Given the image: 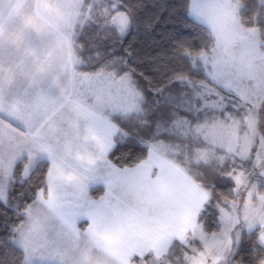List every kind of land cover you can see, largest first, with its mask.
<instances>
[{
	"label": "crops",
	"instance_id": "1",
	"mask_svg": "<svg viewBox=\"0 0 264 264\" xmlns=\"http://www.w3.org/2000/svg\"><path fill=\"white\" fill-rule=\"evenodd\" d=\"M58 6L49 0H0V198H6L20 160L24 178L28 167L49 162L46 189L26 210L13 242L24 251L23 264H53L40 252L83 249L86 239L107 253L87 264H136L146 255H163L173 240L184 241L202 228L197 217L206 191L150 148L134 167L110 161L118 127L110 123L108 131L92 93L75 83V32L56 17ZM146 182L150 187L142 191ZM97 186L104 193L95 198L91 189ZM36 220L40 230L32 233ZM259 242L264 246V230Z\"/></svg>",
	"mask_w": 264,
	"mask_h": 264
},
{
	"label": "trees",
	"instance_id": "2",
	"mask_svg": "<svg viewBox=\"0 0 264 264\" xmlns=\"http://www.w3.org/2000/svg\"><path fill=\"white\" fill-rule=\"evenodd\" d=\"M91 2L90 0H86ZM114 3L116 0H103ZM240 3L239 22L243 27H255L264 41V4L262 0H236ZM118 10L128 18V28L120 33L94 14L86 23L76 28L72 38L73 52L80 58V72L97 74L100 71L113 73L116 77L129 74L136 89L144 99L143 111L137 114L113 115L118 127L114 136L115 146L109 153L110 161L119 168H130L144 161L149 145L158 142L176 144L182 151L167 157L176 161L191 178L206 192L207 199L200 209L197 223L204 232L219 233L222 227L219 207L228 206L236 197L235 180L231 176L234 166L228 157L223 163L216 159L196 163V149H214L215 154L225 155L226 150L214 147L199 138H183L172 126L179 117L189 116L191 124L212 121L215 112H208V119L191 117L184 110L186 86L181 80L206 82L218 89L227 102L221 110L234 112L232 93L213 82L206 74L198 58L214 44L211 30L190 15L191 0H117ZM239 112V117H241ZM171 128V131H170ZM256 153L253 147L243 163H249ZM189 161L187 162V159ZM24 160L14 168L8 185L6 200L0 198V264H23L24 251L13 242L14 229L24 220L25 212L35 201L40 191L46 189L49 170L48 160L38 161L28 177L22 175ZM104 193L102 186L91 189L95 198ZM264 224L248 231L243 229L238 246L229 264H264V246L259 235ZM184 242L173 240L165 258L171 264H188L185 254L188 243L200 248L192 234ZM146 255L144 258L149 257Z\"/></svg>",
	"mask_w": 264,
	"mask_h": 264
},
{
	"label": "rangeland",
	"instance_id": "3",
	"mask_svg": "<svg viewBox=\"0 0 264 264\" xmlns=\"http://www.w3.org/2000/svg\"><path fill=\"white\" fill-rule=\"evenodd\" d=\"M49 1L59 5L55 10L56 17L61 18L63 23H67L66 25L70 24L72 33L73 30L76 33V28L86 23L94 14H98L105 23L115 26L120 33H124L128 28L127 15L118 10L117 0L114 3L90 0L88 4L86 0ZM262 2L264 4V0ZM239 8L240 3L236 0H191V17L207 26L215 39L211 49L201 52L198 58L209 78L232 93L235 110L232 113L226 112L222 118L220 112L227 104L224 95L206 82L184 79L181 80L186 86L187 94L184 110L191 117L203 119H208L206 114L212 111L215 113L210 118H215L194 125L190 123L189 116L179 117L174 122L172 130L180 132L183 138H199L214 147L224 148L227 152L225 155H217L214 149H196L194 155L196 163L209 162L212 159L223 163L230 157L233 161L239 158L240 165L234 166L231 173L235 180L236 197L229 201L227 208L219 207L224 225L222 231L207 233L200 227L196 228L192 235L202 247L188 243L189 251L185 254L188 264H229L240 241L241 231L243 229L250 231L255 226L264 224V41L261 40L257 28H247L240 24ZM72 58L73 66L78 70L81 60L74 52ZM99 73L101 74L88 75L89 73L75 71V83H78L80 88L86 86L87 91L92 93L93 108L102 112L103 120L109 122L108 131L112 133L111 124L114 123L111 117L141 113L144 99L129 74L116 77L113 73L104 71ZM82 76L85 78L81 79ZM239 112L242 114L241 117L238 116ZM104 130L107 131V128L105 127ZM116 133L113 132V135L115 136ZM253 147L256 148L254 157L249 163H243L242 160L250 156ZM149 148L151 152L166 157L168 154L176 156L182 151L180 145L163 142L150 144ZM168 159L191 178L176 161ZM34 167H26L27 171L30 169L26 177ZM108 173L114 176L115 172L108 171ZM145 187L147 189L150 184L144 183L142 191ZM201 193L203 194L202 191ZM6 198L1 199L6 200ZM125 214L131 213L125 212ZM225 214L228 216L227 223L231 226L229 229L226 228ZM38 225L37 220L31 222L32 233L40 230ZM16 228L14 235L17 232ZM93 246L86 239L83 249L80 246V249L73 250V247L69 246L64 254L48 251L40 253L46 258L44 260H49L53 264H79V259L81 264H87L91 259L94 262L107 255L97 245ZM214 247L217 249L214 250ZM165 254L149 256L135 262L136 264H171L164 257ZM111 255L114 256L112 252ZM111 255V261L116 259ZM133 258L135 259L134 255L131 256L132 260ZM83 259L85 262L82 261Z\"/></svg>",
	"mask_w": 264,
	"mask_h": 264
}]
</instances>
